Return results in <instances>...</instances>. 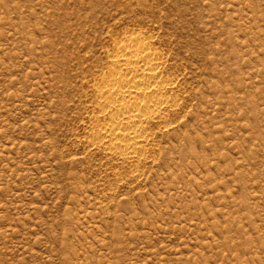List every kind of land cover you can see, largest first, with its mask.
Segmentation results:
<instances>
[{"label":"rangeland","instance_id":"rangeland-1","mask_svg":"<svg viewBox=\"0 0 264 264\" xmlns=\"http://www.w3.org/2000/svg\"><path fill=\"white\" fill-rule=\"evenodd\" d=\"M131 33L178 101L138 166L89 147ZM0 264H264V0H0Z\"/></svg>","mask_w":264,"mask_h":264},{"label":"bare ground","instance_id":"bare-ground-1","mask_svg":"<svg viewBox=\"0 0 264 264\" xmlns=\"http://www.w3.org/2000/svg\"><path fill=\"white\" fill-rule=\"evenodd\" d=\"M107 64L93 90L98 125L91 130L89 147L138 166L146 160L153 128L171 125L169 115L178 108L171 95L175 83L163 55L143 34L114 41Z\"/></svg>","mask_w":264,"mask_h":264}]
</instances>
